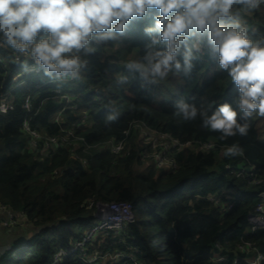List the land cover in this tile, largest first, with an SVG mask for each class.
Masks as SVG:
<instances>
[{
  "label": "trees",
  "instance_id": "trees-1",
  "mask_svg": "<svg viewBox=\"0 0 264 264\" xmlns=\"http://www.w3.org/2000/svg\"><path fill=\"white\" fill-rule=\"evenodd\" d=\"M241 22L253 39L264 38V11L242 13ZM152 23L133 21L119 40L92 42L93 51L80 53L87 64L79 79L50 80L40 70L13 80L23 70L12 50L0 47V98L12 106L0 108V204L24 232L23 245L14 243L0 264L49 263L110 202L129 203L134 218L120 230L96 233L88 253L121 255L89 262L71 253L56 264H264V229L249 222L264 191V142L255 119L247 118L246 136L221 140L199 117L177 116L179 98L214 108L232 103L238 92L206 43L193 50L188 76L182 55L180 72L173 69L155 85L130 72L126 64L142 59L151 43L144 28ZM140 126L190 141L169 152L175 168L144 161L149 144L139 140ZM50 137L57 141L47 142ZM119 141L123 147L115 152L111 143ZM206 142L213 146L204 148ZM234 143L243 155L224 157Z\"/></svg>",
  "mask_w": 264,
  "mask_h": 264
},
{
  "label": "clouds",
  "instance_id": "clouds-1",
  "mask_svg": "<svg viewBox=\"0 0 264 264\" xmlns=\"http://www.w3.org/2000/svg\"><path fill=\"white\" fill-rule=\"evenodd\" d=\"M261 5L264 0H0V47L12 50L24 72L31 60L50 80L79 79L87 64L82 50L93 51L92 42L119 40L133 21L151 20L152 26L144 28L151 43L142 59L129 61L127 69L155 85L173 69L180 72L182 55L188 76L194 67L193 50L206 43L238 95L214 108H198L179 98L175 114L184 121L199 117L203 128L226 140L246 136L247 118L253 113L264 117V38L253 39L241 22L242 13L264 11ZM117 118L115 113L107 121ZM242 155L236 143L223 151L224 157Z\"/></svg>",
  "mask_w": 264,
  "mask_h": 264
},
{
  "label": "built area",
  "instance_id": "built-area-1",
  "mask_svg": "<svg viewBox=\"0 0 264 264\" xmlns=\"http://www.w3.org/2000/svg\"><path fill=\"white\" fill-rule=\"evenodd\" d=\"M262 8H264V5H261ZM40 71L37 69L33 62L29 60V70L27 72H21L16 74L13 77V80L17 79L19 76H21L22 73H29V72H38ZM71 79V78H66ZM66 98V96H64ZM6 97L1 94L0 98V108L2 111L6 110L9 107H12L10 104L6 103ZM24 106L26 108H29V96H26L24 101ZM24 128L33 136H38V133H36L34 130H31L27 124V122H24ZM140 128H146L145 126H140ZM149 131L159 135L161 138H163L164 142H162V146L160 147L159 152L156 154H152L151 159L157 167H170L175 168L176 163L174 160L169 157V152L173 147L182 148L184 146L190 145V141L180 142L178 139L171 137L170 135L166 133L161 132H154L149 129ZM71 133V132H68ZM55 137L47 138V142H56ZM150 144V143H149ZM202 146L204 148H210L213 146L212 142H206L203 143ZM123 147L122 141L111 143V148L117 152ZM148 153V150L143 151V157L146 156ZM164 160V161H160ZM164 163H167L166 166H161ZM168 165V166H167ZM228 167V166H227ZM236 175H242L244 173L243 170H237ZM257 182H260V180H256ZM260 201L257 203L255 207V213L249 216V222L253 228H262L264 229V191H261L259 193ZM213 200H217L215 196L210 197ZM6 214V217L4 214ZM98 217L90 227L87 229L86 232L82 235V237L78 240H76L69 248L66 249H60L57 251L54 255V258L47 264H56L58 260L63 257L67 256L71 253H77L81 257H85L89 262H94L99 257H108V258H114L117 256H120L118 252L115 254H100L99 251L88 253V245L95 237L96 233L102 231V230H120L124 227V225L131 220H133L134 216L132 213L131 205L127 202H110L101 204V209L97 210ZM16 214L14 212L9 211L6 209V207L2 204H0V226L9 227L14 224Z\"/></svg>",
  "mask_w": 264,
  "mask_h": 264
},
{
  "label": "rangeland",
  "instance_id": "rangeland-1",
  "mask_svg": "<svg viewBox=\"0 0 264 264\" xmlns=\"http://www.w3.org/2000/svg\"><path fill=\"white\" fill-rule=\"evenodd\" d=\"M253 117L255 119L256 129L259 133V138H260V140H262L264 142V117H260V116L256 115L255 113H253ZM139 140L141 141V143L143 145L150 143L149 146L147 147V150L150 153H148L146 156L143 157L144 161H147L149 159H153L152 154H156L157 152H159L160 147L163 145L162 142H164L163 138H161L159 135L149 131V129H146V128H140ZM160 161H164V160H160ZM166 164L167 163H164L161 166H166ZM100 209H101V205L98 206V210H100ZM95 220H96V218L93 220V222ZM87 229L84 232H86ZM22 245H23V242H20L18 244V246H20V247Z\"/></svg>",
  "mask_w": 264,
  "mask_h": 264
},
{
  "label": "crops",
  "instance_id": "crops-1",
  "mask_svg": "<svg viewBox=\"0 0 264 264\" xmlns=\"http://www.w3.org/2000/svg\"><path fill=\"white\" fill-rule=\"evenodd\" d=\"M4 216L2 217H6V214L3 213ZM18 216H20L18 214ZM8 227H4V226H0V245L3 244H11L13 245L14 243H20L23 242V238H24V232L19 230V228H17L16 226H12L9 229H6ZM22 233V234H21Z\"/></svg>",
  "mask_w": 264,
  "mask_h": 264
},
{
  "label": "water",
  "instance_id": "water-1",
  "mask_svg": "<svg viewBox=\"0 0 264 264\" xmlns=\"http://www.w3.org/2000/svg\"><path fill=\"white\" fill-rule=\"evenodd\" d=\"M94 216H95V218H97L98 217V213H95ZM11 247H12L11 244H3V245H0V258Z\"/></svg>",
  "mask_w": 264,
  "mask_h": 264
}]
</instances>
